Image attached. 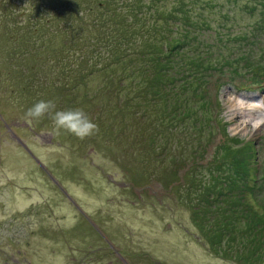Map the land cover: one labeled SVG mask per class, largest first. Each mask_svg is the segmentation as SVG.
<instances>
[{
  "label": "rangeland",
  "instance_id": "rangeland-1",
  "mask_svg": "<svg viewBox=\"0 0 264 264\" xmlns=\"http://www.w3.org/2000/svg\"><path fill=\"white\" fill-rule=\"evenodd\" d=\"M13 3L11 0L12 8ZM230 3L226 10L241 24L236 30L230 26L226 30L241 34L233 35L237 38H231L225 47L218 37H209V33L217 34L216 28L211 30L208 26L201 30V36L198 33L207 44L215 43V52L210 47L201 48L206 53L203 56L208 58L210 54L216 66L207 76L206 85L195 89L200 92V101L211 102L208 110L215 126L211 145L230 137L237 138L241 145L252 146L255 168L259 169V177L253 176V180L258 181L264 177V121L253 107L254 119L246 126L243 116H237L233 109L235 104L245 101L253 106L262 101L264 104L263 80H252L250 69L235 73L248 61L256 63L251 68L264 71V45L259 55L246 59L240 51L254 52L261 45L254 41L258 37H243L250 26L264 22V6L258 0ZM13 14L9 7L0 9V264H246L238 258L239 245H227L223 247L224 253L217 255L200 237L192 219L193 207L183 197L187 192L185 183L180 186L190 166L180 164L173 181L163 187L155 177L143 179L142 175L148 172L125 160L129 159L125 150L129 154L141 150L133 137L123 139V132L114 128L113 122L122 113L119 106H115L116 112L111 106L106 107L101 120H106L115 132L108 139L100 137L95 142L89 137L79 139L63 129L57 133L49 114L31 122L25 118L26 111L40 100L51 101L55 105L53 113L70 109L63 105L64 98L57 89L60 85L68 84L65 97L71 98L75 106L76 102H84L79 84L84 92L87 89L82 82L87 81L88 89L94 91L105 79L99 71L90 72L88 68L93 67L79 66L74 52L59 54L54 48L60 47L59 40L53 44L36 43V39L27 36L21 22L17 24L12 19L25 15V11ZM81 42L73 47L75 51L82 47ZM231 52V57L239 59L226 63L222 53ZM80 54L95 58L94 54ZM90 60V64L94 62ZM156 104L159 109L165 108L162 102ZM152 108L155 110V106ZM173 110L175 114L183 112L180 106ZM100 116L93 112L89 117L96 123ZM255 121L258 126L250 124ZM180 123L183 127V121ZM12 132L38 157L43 170L36 168L38 164L23 151ZM176 134L180 139L185 133L179 128ZM156 138L154 144H161L162 133ZM166 144L169 148L154 146L155 158H163V162H157L158 167L153 169L170 171L173 167L171 157L166 155L173 152L177 156L176 139ZM143 151L154 153L147 147ZM257 195L263 199L264 190L257 191ZM247 198L264 215L260 205L264 201L252 194ZM258 264H264V260Z\"/></svg>",
  "mask_w": 264,
  "mask_h": 264
},
{
  "label": "trees",
  "instance_id": "trees-1",
  "mask_svg": "<svg viewBox=\"0 0 264 264\" xmlns=\"http://www.w3.org/2000/svg\"><path fill=\"white\" fill-rule=\"evenodd\" d=\"M223 1L14 0L12 8L11 0H2L0 9L9 7L15 16L19 11H25V15L18 16L19 19L14 16L12 19L17 24L21 22L28 37L36 39V43L42 41L43 45L59 40L60 47L54 46L59 54L74 52L79 66L93 67L88 68L90 72L102 73L105 81L96 90H89L87 81L82 82L87 89L84 92L81 84L77 86L82 91L76 90L84 98L83 104L76 102L74 106L71 98L65 97L67 83L57 87L67 108L82 109L88 117L93 112L96 116L101 115L95 120L98 131L89 136L92 142L100 137L108 139L115 132L106 120H101L107 112L106 107L111 106L116 112L115 106H119L122 113L113 122L114 128L123 132V139L133 137V142L141 150L138 154H129L125 150L129 157L125 160L138 170L148 172L142 175L143 179L155 177L163 187L169 180L173 181L180 164L185 162V166L191 168L180 186L185 183L183 187L187 192L183 197L193 207L192 219L200 230V237L217 255L224 253L223 247L237 244L240 247L237 249L238 258L241 257L246 264H258L264 260V215L247 197L252 194L255 199L264 201L257 195V191L264 190V177L253 180V176L259 177V169L255 168L257 161L253 159L252 146L241 145L237 138L230 137L223 139L221 144L211 145L215 133L213 116L208 110L211 102L200 101V92L195 89L206 85L207 76L216 66L210 54L208 58L203 56L206 53L201 48L210 47L215 52V43L208 41L207 44L201 37L199 39L198 33L201 36V30L208 26L211 30L216 28L217 34L209 33L212 35L209 37L214 40L218 37L225 47H228L227 41L236 37L233 35L241 34V31L229 33L230 30H226L229 26L236 30L241 23L231 18V11L226 10L232 0ZM258 4L264 6V0H258ZM261 11L264 15V9ZM261 30L264 32V22L250 26L248 34L243 37L247 39L253 35L258 37L255 42H261L254 52L253 49H240L244 59L260 54L264 45ZM50 36L53 38H47ZM80 40L82 47L75 51L73 47L79 45ZM79 52L94 54L95 58L84 54L82 57ZM232 53H222L226 63L239 59L231 57ZM90 59L94 61L91 64ZM253 64L256 63L240 64L235 73L250 69L252 80L264 82V71L251 68ZM156 102L164 103L165 108L159 109ZM179 106L183 112L175 114L173 109ZM181 121L183 127H180ZM216 121L220 120L217 118ZM179 128L185 133L180 139L176 134ZM160 132L162 143L154 144ZM173 138L177 143L174 145L177 156L171 150L166 157H171L174 168L170 171L153 169L158 167L157 162H163V158H155L154 146L169 148L166 142ZM145 147L154 153H146L143 151ZM254 170L257 173L253 175ZM260 205L264 207V204Z\"/></svg>",
  "mask_w": 264,
  "mask_h": 264
},
{
  "label": "clouds",
  "instance_id": "clouds-1",
  "mask_svg": "<svg viewBox=\"0 0 264 264\" xmlns=\"http://www.w3.org/2000/svg\"><path fill=\"white\" fill-rule=\"evenodd\" d=\"M55 105L51 101L40 100L30 107L25 118L31 122L49 114L55 125V131L61 129L71 133L79 139H85L98 131V126L84 113L82 109H68L52 112Z\"/></svg>",
  "mask_w": 264,
  "mask_h": 264
},
{
  "label": "bare ground",
  "instance_id": "bare-ground-1",
  "mask_svg": "<svg viewBox=\"0 0 264 264\" xmlns=\"http://www.w3.org/2000/svg\"><path fill=\"white\" fill-rule=\"evenodd\" d=\"M253 107L258 109L259 115L261 116V119L264 121V119L262 118V117H264V104H263V101L261 102V105H256V106L248 104V101H245V103L244 102L243 103L239 102V104H235V107L233 109L238 114L237 116H239V114H240V117L243 116V118H244L243 123L245 122L246 126L249 125L248 123H249L251 118L254 119L253 114H254L255 110H254ZM250 124H252L253 126H258L259 122L258 121H255V122H252V123L250 122Z\"/></svg>",
  "mask_w": 264,
  "mask_h": 264
},
{
  "label": "flooded vegetation",
  "instance_id": "flooded-vegetation-1",
  "mask_svg": "<svg viewBox=\"0 0 264 264\" xmlns=\"http://www.w3.org/2000/svg\"><path fill=\"white\" fill-rule=\"evenodd\" d=\"M3 121V120H2ZM5 122V121H4ZM6 127L9 129V126L6 125ZM13 133V132H12ZM36 133V132H35ZM13 136L15 137V140L18 144H20V146L23 148V151L26 152V154L33 159V161H35L36 164H38V166H36V168L40 167V170L44 169L42 164L39 162L38 157L33 153V151L31 149H29V147L24 143V141H22V139L20 138V136L16 133H13Z\"/></svg>",
  "mask_w": 264,
  "mask_h": 264
}]
</instances>
